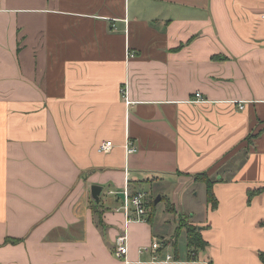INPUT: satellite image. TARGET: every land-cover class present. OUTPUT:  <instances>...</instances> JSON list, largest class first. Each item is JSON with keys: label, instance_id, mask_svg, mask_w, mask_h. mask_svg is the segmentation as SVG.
Segmentation results:
<instances>
[{"label": "crops", "instance_id": "1", "mask_svg": "<svg viewBox=\"0 0 264 264\" xmlns=\"http://www.w3.org/2000/svg\"><path fill=\"white\" fill-rule=\"evenodd\" d=\"M0 1V264H264V0Z\"/></svg>", "mask_w": 264, "mask_h": 264}, {"label": "built area", "instance_id": "2", "mask_svg": "<svg viewBox=\"0 0 264 264\" xmlns=\"http://www.w3.org/2000/svg\"><path fill=\"white\" fill-rule=\"evenodd\" d=\"M1 5L2 2L0 1V6ZM124 98L127 105H129L130 102L127 91L124 92ZM191 101L192 103L207 102L206 100H204L201 93H197L195 95V98H193ZM240 109H244V107L240 106ZM112 148H113V143L107 142V143H103L100 146V151H102L103 153H109L112 150ZM125 148L127 155L136 153L138 150V148L132 145V143H127ZM124 196H125V205L122 209L126 218L125 229L115 240L114 254L118 259L125 261L126 264H130L128 260V254L130 248H129V236H128L127 228L131 223L147 221V217L150 211L148 210V207L146 205V199H147L146 193L139 192L133 196L130 194L128 186H126L124 191ZM116 211H119V209H117ZM161 247H162L161 242L159 241V239L155 238L154 240H152L150 246L140 249V254H143L144 252L147 251H151L154 254L153 260L158 261L157 253L159 250H161ZM163 262L165 263L173 262V257L168 255L165 261Z\"/></svg>", "mask_w": 264, "mask_h": 264}, {"label": "trees", "instance_id": "3", "mask_svg": "<svg viewBox=\"0 0 264 264\" xmlns=\"http://www.w3.org/2000/svg\"><path fill=\"white\" fill-rule=\"evenodd\" d=\"M214 59H219L223 60L226 59L225 57H216ZM195 181L198 183H202L206 185L207 188V202L208 204L212 205V208L214 210L217 209L218 207V200L215 196L214 193V186L218 183V180L216 178H212L211 176L208 175L207 172L199 173L195 176ZM264 195V188H260L257 190H252L248 192L249 199L251 200L252 198L256 196H261ZM168 209L170 212H173V208L168 204ZM94 214L97 216L98 219V224L102 226L103 221H102V213L100 212V207L99 206H94L93 207ZM261 227L264 228V221H261L259 224ZM181 227H186L187 228V240H188V247L195 252L197 250H202L205 249L207 246V243L204 241L201 231L199 230V227L192 225L190 223L186 224H181ZM20 241H16L14 239H7L6 243L9 244H16ZM194 252V253H195ZM258 256L260 260L264 263V254L263 253H258Z\"/></svg>", "mask_w": 264, "mask_h": 264}, {"label": "water", "instance_id": "4", "mask_svg": "<svg viewBox=\"0 0 264 264\" xmlns=\"http://www.w3.org/2000/svg\"><path fill=\"white\" fill-rule=\"evenodd\" d=\"M91 191H92L93 199L95 200V202L97 204H99L100 197H101V194L103 192V188L100 186L94 185V186H92ZM120 197L124 198V194H120ZM161 199H162L161 196H158L155 203L158 204L161 201Z\"/></svg>", "mask_w": 264, "mask_h": 264}, {"label": "rangeland", "instance_id": "5", "mask_svg": "<svg viewBox=\"0 0 264 264\" xmlns=\"http://www.w3.org/2000/svg\"><path fill=\"white\" fill-rule=\"evenodd\" d=\"M199 193V194H198ZM196 201L198 202V205H203L204 204V199H205V191L204 190H201V191H197L196 192Z\"/></svg>", "mask_w": 264, "mask_h": 264}]
</instances>
